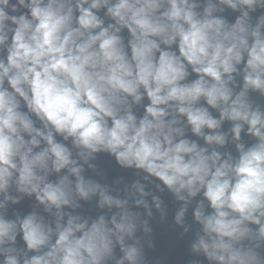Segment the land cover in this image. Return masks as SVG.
Segmentation results:
<instances>
[{"label":"clouds","instance_id":"clouds-1","mask_svg":"<svg viewBox=\"0 0 264 264\" xmlns=\"http://www.w3.org/2000/svg\"><path fill=\"white\" fill-rule=\"evenodd\" d=\"M0 264H264V0H0Z\"/></svg>","mask_w":264,"mask_h":264}]
</instances>
